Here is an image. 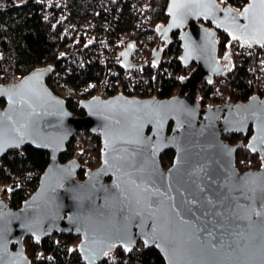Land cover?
Returning a JSON list of instances; mask_svg holds the SVG:
<instances>
[{"label":"water","instance_id":"95a60500","mask_svg":"<svg viewBox=\"0 0 264 264\" xmlns=\"http://www.w3.org/2000/svg\"><path fill=\"white\" fill-rule=\"evenodd\" d=\"M167 14L158 25L161 42L179 31V59L193 66L171 97L95 95L81 100V116L47 83L52 64L0 84V161L26 145L50 152L37 189L19 208L0 196V264H31L25 238L53 233L80 236L88 264L138 242L155 245L166 264H264V96L199 101V84L234 66L231 53L219 55L220 31L264 45V3L250 0L238 10L218 0H169ZM135 48L131 41L121 51L124 68L135 65ZM161 54L155 46V63ZM252 123L248 147L263 166L241 172L242 142L231 145L223 133ZM86 130L101 137L103 150L100 165L80 179L81 161L60 155ZM168 149L175 158L165 168L160 155Z\"/></svg>","mask_w":264,"mask_h":264},{"label":"trees","instance_id":"16d2710c","mask_svg":"<svg viewBox=\"0 0 264 264\" xmlns=\"http://www.w3.org/2000/svg\"><path fill=\"white\" fill-rule=\"evenodd\" d=\"M151 14V23L157 31L160 23L168 20L167 5L169 0H143ZM232 5L235 9L242 7L250 0H218ZM68 7L79 19L94 16L100 8V0H67ZM46 0H0V52H2L11 69L29 73L45 62L57 64L61 57L81 44L69 35L63 26L49 19L45 15ZM137 14L131 6L126 4L121 16L112 23L119 30H130L137 20ZM206 26H212L211 21L200 20ZM179 31L172 34L166 51L177 52V70L184 72L187 68L179 60L181 42L178 39ZM219 55L227 54L228 42L231 37L226 31H220ZM233 68L224 76L215 77L211 81L199 84V101L202 106L216 105L226 99L238 102L247 100L253 93L264 92V54L244 52L234 58ZM101 67L90 65L71 76V82L81 84L98 77ZM181 78L166 80L161 90V97L167 98L176 94L180 88ZM4 100L1 104L4 105ZM69 108L77 115H84L85 110L74 101L68 102ZM103 150L102 139L98 134L89 130L80 131L67 143V148L61 153L60 159L65 162L78 158L81 166L77 177L84 179L90 168L95 164L90 158L93 154L101 156ZM88 152L92 155L88 156ZM86 155V156H85ZM175 158V151L168 149L161 153L160 160L165 168L171 166ZM50 162V152L32 145L23 149L14 150L6 154L0 161V184L6 185L3 194L7 202L14 208L22 203L37 189L41 175ZM237 164L241 169L255 167L260 164L258 156L246 147L239 149ZM7 185L11 190H7ZM75 234L53 233L45 236L41 241L31 236L25 238L26 252L31 258V264H88L80 254L78 246H72ZM14 244L13 247H15ZM131 251H125L121 245L112 252L114 258L107 255L97 264H166V261L155 245L146 246L142 242L132 246Z\"/></svg>","mask_w":264,"mask_h":264},{"label":"built area","instance_id":"2783aa9c","mask_svg":"<svg viewBox=\"0 0 264 264\" xmlns=\"http://www.w3.org/2000/svg\"><path fill=\"white\" fill-rule=\"evenodd\" d=\"M100 4L94 16L79 19L68 7L67 0H46V17L63 26L76 40L83 41L76 49L65 53L57 64L45 62L38 66H54L47 76V83L67 102L74 101L79 106L82 99L95 95L107 98L120 92L128 96L161 99L165 81L182 79V72L177 70V52L165 50L170 41L161 42L158 26L156 31L146 3L143 0H100ZM126 4L137 14L132 32L119 30L112 23L120 18ZM131 41L136 42L131 57L135 65L124 68L121 51ZM157 45H161L162 54L155 63L152 57ZM227 46V53H231L233 60L244 52L259 51L264 54V45H250L239 38H231ZM90 65L101 67L98 77L79 85L71 82L74 73ZM24 76L22 72L9 68L4 54L0 52V84L18 82Z\"/></svg>","mask_w":264,"mask_h":264},{"label":"flooded vegetation","instance_id":"af4514ba","mask_svg":"<svg viewBox=\"0 0 264 264\" xmlns=\"http://www.w3.org/2000/svg\"><path fill=\"white\" fill-rule=\"evenodd\" d=\"M254 94H258L260 95L261 97L264 96V92L263 93H260V92H256V93H253L252 95ZM251 95V96H252ZM250 96V97H251ZM227 100V99H226ZM248 100V99H247ZM247 100H243V101H238V102H245ZM232 103H237V102H234V101H230ZM255 133V128H254V125L253 123L250 124L248 126V129L247 131H242V132H237V131H231V132H224L223 133V138L228 141L231 145L233 144H236L238 142H242V147H240L239 149L243 148V147H246L247 149H249L251 152L255 153L258 158L260 159V164L258 166H255V167H250V168H246V169H241L238 164H237V153L239 151V149L237 150V153H236V166L237 168L243 172V171H246L248 169H260L262 166H263V162H262V158L260 156V153L258 151H252L249 147H248V144L250 142V139L251 137L254 135ZM264 145V142L262 143Z\"/></svg>","mask_w":264,"mask_h":264},{"label":"rangeland","instance_id":"374dc122","mask_svg":"<svg viewBox=\"0 0 264 264\" xmlns=\"http://www.w3.org/2000/svg\"><path fill=\"white\" fill-rule=\"evenodd\" d=\"M225 56V55H224ZM224 56H220L221 58H223ZM193 68V66H188L185 70H184V72H182V75H181V77L183 78L184 76H186L189 72H190V70ZM179 90V89H178ZM177 90V91H178ZM177 93V92H176ZM220 104V103H219ZM88 154V156H91L92 155V153L91 152H88L87 153ZM86 156V155H85ZM90 158H92V160H94V162H95V164H99V163H101V156H98V155H96V154H93ZM100 165V164H99ZM98 165V166H99ZM97 166V167H98ZM96 168V167H95ZM6 187V185H4V184H0V196L5 200L6 198H7V196L6 195H4L3 193V189ZM7 190L8 191H10L11 190V186L10 185H7ZM80 241H81V237L80 236H77L76 235V238L74 239V241H73V243H72V246H78L79 245V243H80ZM107 255H109V258H114L115 257V255H116V252H111V253H109V254H107Z\"/></svg>","mask_w":264,"mask_h":264},{"label":"snow or ice","instance_id":"6c2138e0","mask_svg":"<svg viewBox=\"0 0 264 264\" xmlns=\"http://www.w3.org/2000/svg\"><path fill=\"white\" fill-rule=\"evenodd\" d=\"M261 3H264V0H261ZM262 23H264V21H262ZM37 242L39 241V237L36 238ZM147 244V241L145 242ZM125 251H131L130 248L125 247Z\"/></svg>","mask_w":264,"mask_h":264}]
</instances>
